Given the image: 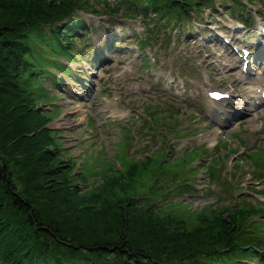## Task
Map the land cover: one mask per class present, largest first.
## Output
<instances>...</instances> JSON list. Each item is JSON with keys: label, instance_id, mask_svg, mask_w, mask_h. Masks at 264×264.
<instances>
[{"label": "trees", "instance_id": "16d2710c", "mask_svg": "<svg viewBox=\"0 0 264 264\" xmlns=\"http://www.w3.org/2000/svg\"><path fill=\"white\" fill-rule=\"evenodd\" d=\"M229 1L222 7L246 24L247 8L264 2ZM97 2L102 8L95 0H0V264H257L263 202L218 198L195 208L171 197L195 192L180 170L205 155L200 148L175 159L164 148L140 158L118 151L114 159L102 150L74 173L78 159L50 126L61 109L40 104L56 98L45 94L44 75L65 85L52 67L76 78L65 60L85 53L77 39L91 26L82 12H153L166 22L218 12L215 0ZM218 157L206 163L212 178Z\"/></svg>", "mask_w": 264, "mask_h": 264}, {"label": "rangeland", "instance_id": "374dc122", "mask_svg": "<svg viewBox=\"0 0 264 264\" xmlns=\"http://www.w3.org/2000/svg\"><path fill=\"white\" fill-rule=\"evenodd\" d=\"M228 3L215 0L216 14L198 10L168 22L154 18L153 12L148 18L141 13L128 17L125 10L82 12L91 26L77 39L85 53L65 60L76 78L52 67L66 86L48 82L50 76L44 75L45 94L56 98L40 104L50 112L61 109L50 126L62 131L66 149L78 159L74 173L102 150L114 159L118 151L119 156L140 158L164 148L175 159L200 148L205 155L180 170H186L195 192L171 197L188 199L195 208L244 196L264 203V57L257 64V54L249 56L244 71L231 50L249 46L254 53L258 41L264 45V18L259 15H264V2L247 8L252 16L248 24L223 8ZM95 5L102 8L97 0ZM212 89L231 95L214 101ZM123 138L126 142L120 144ZM217 155L219 175L212 178L206 163Z\"/></svg>", "mask_w": 264, "mask_h": 264}, {"label": "snow or ice", "instance_id": "6c2138e0", "mask_svg": "<svg viewBox=\"0 0 264 264\" xmlns=\"http://www.w3.org/2000/svg\"><path fill=\"white\" fill-rule=\"evenodd\" d=\"M211 95L219 97V96L221 95V93H218V92H212Z\"/></svg>", "mask_w": 264, "mask_h": 264}, {"label": "bare ground", "instance_id": "6f19581e", "mask_svg": "<svg viewBox=\"0 0 264 264\" xmlns=\"http://www.w3.org/2000/svg\"><path fill=\"white\" fill-rule=\"evenodd\" d=\"M213 90V89H212ZM214 91V90H213ZM224 92H230L229 90H225ZM264 92V88L261 89L260 94ZM231 93V92H230Z\"/></svg>", "mask_w": 264, "mask_h": 264}]
</instances>
